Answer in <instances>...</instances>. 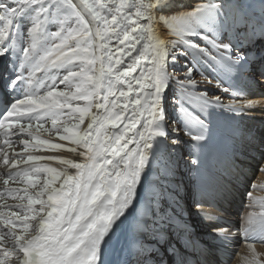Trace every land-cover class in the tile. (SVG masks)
I'll list each match as a JSON object with an SVG mask.
<instances>
[{
    "label": "snow or ice",
    "instance_id": "1",
    "mask_svg": "<svg viewBox=\"0 0 264 264\" xmlns=\"http://www.w3.org/2000/svg\"><path fill=\"white\" fill-rule=\"evenodd\" d=\"M241 27L249 49L264 42V9L254 20L224 0L179 11L175 0H0V59L10 66L0 82L11 97L0 112V264H106L130 216L151 221L138 228L156 245L138 244L136 264H201L206 246L176 210L162 157L186 142L198 165L215 110L242 117L259 105L247 88L264 80V55L230 38ZM246 195L242 260L264 264L255 249L264 199ZM211 235L232 239L222 226Z\"/></svg>",
    "mask_w": 264,
    "mask_h": 264
},
{
    "label": "bare ground",
    "instance_id": "2",
    "mask_svg": "<svg viewBox=\"0 0 264 264\" xmlns=\"http://www.w3.org/2000/svg\"><path fill=\"white\" fill-rule=\"evenodd\" d=\"M194 2L195 0H175L176 10H184ZM224 2L228 13L231 14L234 10L240 9L254 20L259 18L261 10L264 9V0H224ZM159 27L161 34L166 39L170 38L165 35L167 29L163 25ZM229 35L234 42L240 43L245 51H250L255 56L264 55V42H258L249 49L248 41L243 39L242 27L239 32L236 29L231 30ZM8 70L10 68L5 60L2 63L0 74H5ZM205 74L212 75L210 71ZM198 77L199 80L202 79L199 75ZM214 84L215 81L213 85L207 86L211 89L210 94H220L215 90ZM255 85L261 84H250L247 92L249 99L260 101L256 108L247 110L242 117H236L218 109L213 112L209 139L195 154V158L199 160L198 165L191 164L193 157L189 153L192 149L191 145L186 142L182 143L174 153H165L162 157V166L168 164L172 169V175L168 177L167 184L172 190L179 191V197H177L179 207L176 210L182 212L184 219L190 220L195 226V235L203 242L201 247L206 246L204 254L195 257L201 261V264H219L214 251L216 247L211 245V239L214 238L211 230L213 227H223V225H220L217 220L211 223L202 221L196 214L195 202L199 201L204 206V210L213 217L222 215L210 206V200L222 204L228 214L234 213L239 200L235 196L240 192V185H245L246 180L249 179V173L254 171L258 158L263 154L264 93L253 89ZM8 98L11 97L8 96ZM221 98L223 103L229 102L226 95H222ZM44 136L47 137V134ZM180 138L185 141L182 134ZM215 146L220 149V152L215 150ZM16 150H20L19 146ZM56 154L65 158L79 159L67 151ZM53 166L59 167V165ZM156 178L152 176L151 179ZM233 219L240 222L236 217ZM148 223L150 225L151 221L148 220ZM131 224L130 216L116 229L105 256L106 264H124L127 261L126 228ZM140 243L149 248L156 247L152 233H145L144 240ZM138 244L135 245L130 262L125 264H136L135 249Z\"/></svg>",
    "mask_w": 264,
    "mask_h": 264
},
{
    "label": "rangeland",
    "instance_id": "3",
    "mask_svg": "<svg viewBox=\"0 0 264 264\" xmlns=\"http://www.w3.org/2000/svg\"><path fill=\"white\" fill-rule=\"evenodd\" d=\"M196 79H197L198 81H200L198 75H196Z\"/></svg>",
    "mask_w": 264,
    "mask_h": 264
}]
</instances>
